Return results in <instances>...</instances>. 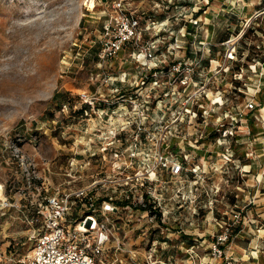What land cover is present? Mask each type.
Returning a JSON list of instances; mask_svg holds the SVG:
<instances>
[{
  "label": "rangeland",
  "instance_id": "rangeland-1",
  "mask_svg": "<svg viewBox=\"0 0 264 264\" xmlns=\"http://www.w3.org/2000/svg\"><path fill=\"white\" fill-rule=\"evenodd\" d=\"M112 1L0 0V264H23L38 227L30 220L47 195L128 175L135 182V173L151 170L155 139L166 131V151L186 156L183 173L159 172L154 220L120 210L117 234L134 257L111 247L100 264H237L254 254L264 264L262 0H127L142 26L148 16L157 22L138 42H158L161 64L150 69L133 44L100 60ZM153 72H161L157 84ZM249 102L257 106L249 110ZM140 122L154 139L141 134L136 146ZM224 233L230 239L217 243Z\"/></svg>",
  "mask_w": 264,
  "mask_h": 264
},
{
  "label": "built area",
  "instance_id": "built-area-1",
  "mask_svg": "<svg viewBox=\"0 0 264 264\" xmlns=\"http://www.w3.org/2000/svg\"><path fill=\"white\" fill-rule=\"evenodd\" d=\"M126 1H112L111 13L101 30L99 58L101 61L109 60L115 57L125 45L133 44L139 48L138 55L142 57L143 65L148 69L156 68L161 64V60L155 55L158 42L153 41L146 46H141L138 42L143 33L149 29L150 24L155 25L157 22L147 20V24L142 26V18L128 10ZM262 2L264 5V0ZM193 23L195 24L196 21ZM159 25L163 26L164 24L160 23ZM161 30L162 28L158 29V31ZM229 48V57L232 59L236 52V46H229ZM180 67L181 62L174 65L173 74L180 72ZM186 70L190 71V68H186ZM160 74L153 72L154 84H157L155 78ZM167 76L171 79L172 74H167ZM184 78L187 79V77ZM186 79L181 80L182 84L187 83ZM81 97L84 98L85 95L82 94ZM256 106L254 102L246 104V108L249 110ZM187 110L189 111V109ZM203 113L207 114L208 111L204 110ZM232 119L237 122V115ZM172 127H169L168 130ZM141 134L145 141L151 142L154 139L140 122L136 126V134L133 137L135 144L136 142L137 144L141 143ZM169 135H171L170 131H166L155 139L156 149L152 156L151 170L140 174L135 173V182L129 181L131 179L128 175L123 180H95L88 186L76 190H58L52 195H47L30 220L31 224H36L38 227L33 229L30 234L33 246L30 252L23 257L22 263L100 264L106 251L111 247L134 257L132 249L126 248L121 242L117 234L116 223L122 209L128 210L130 213L138 210L145 213L146 216L151 214L149 221L157 217L156 207L160 206L159 199L162 193L160 190L156 192L152 186L155 187L154 182H159V172L162 171L168 172L172 179L180 178L184 170V159H186L185 156L180 161L176 155L166 151L168 150L166 141ZM165 144V149H162V145ZM107 149L108 147L104 148L106 151ZM113 157L115 160H120L122 153L115 152ZM131 157H135V155L131 154ZM132 159L130 158L131 161ZM131 161L130 164L133 162ZM115 167L117 170H127L129 165L122 168L120 164H116ZM105 186L107 189L109 186H113L114 189L112 192L102 195L100 189ZM119 187L121 189L117 192ZM121 202H126V204L122 205ZM227 239L226 233L221 234L217 238V243H223ZM217 252L221 255V250L217 249ZM134 264L142 263L134 262Z\"/></svg>",
  "mask_w": 264,
  "mask_h": 264
},
{
  "label": "trees",
  "instance_id": "trees-1",
  "mask_svg": "<svg viewBox=\"0 0 264 264\" xmlns=\"http://www.w3.org/2000/svg\"><path fill=\"white\" fill-rule=\"evenodd\" d=\"M194 16L195 17H197V16H199V14H198V12H196L195 14H194ZM159 19H161L162 20V16H160L159 17ZM146 20H149V21H153V22H156V20H152L151 19V16H148L147 17V19ZM160 20V21H161ZM187 29H188V27H187ZM252 29L253 28H249L245 33H244V35L242 36V38H241V41L243 42V43H245V39H246V37H248V34L252 31ZM259 29H261V28H259ZM259 29H255L254 30V32H257V30H259ZM262 30V29H261ZM191 31V29H189L188 30V32H190ZM238 47V46H237ZM245 59L246 60H250L251 59V56H250V53L249 54H247L246 56H245ZM263 60V59H262ZM209 60H207V63L209 64V62H208ZM207 64V65H208ZM163 69V68H162ZM160 70V69H159ZM241 87V84L238 82V81H235V86H234V90L235 91H239L240 88ZM240 93H242L243 94V92H240ZM241 94V95H242ZM59 95H60V93L59 92H56L54 95H53V99H58L59 98ZM61 104H62V102H60ZM261 104H262V102H261ZM90 108V106H88V105H83L81 108H80V112L81 113H83V112H85L87 109H89ZM201 114V113H200ZM253 125H254V119L252 118V116H250L249 118H248V126L251 128V133H253L254 134V130H253ZM121 204L122 205H125L126 204V202H121ZM230 238L228 237V239H227V241L229 240Z\"/></svg>",
  "mask_w": 264,
  "mask_h": 264
},
{
  "label": "crops",
  "instance_id": "crops-1",
  "mask_svg": "<svg viewBox=\"0 0 264 264\" xmlns=\"http://www.w3.org/2000/svg\"><path fill=\"white\" fill-rule=\"evenodd\" d=\"M208 1V0H207ZM202 9H203V12H207L208 9H209V6H202ZM194 10V9H193ZM190 7H189V10H187V14H186V17L188 18V16H190V14H192V11H193ZM189 14V15H188ZM166 20V19H165ZM164 19L161 20V22L163 23L165 21ZM183 26L185 27H189L191 29H193V26H191L189 23H183ZM203 27V26H201ZM264 61V60H263ZM209 62V61H208ZM264 63V62H263ZM202 64L204 65H207V60L206 61H203ZM105 108V110H108L109 107L108 106H105L103 107ZM250 166V165H249ZM258 257H259V254H254V256H252V259L251 260H248V258H242V260H239L237 264H258Z\"/></svg>",
  "mask_w": 264,
  "mask_h": 264
},
{
  "label": "bare ground",
  "instance_id": "bare-ground-1",
  "mask_svg": "<svg viewBox=\"0 0 264 264\" xmlns=\"http://www.w3.org/2000/svg\"><path fill=\"white\" fill-rule=\"evenodd\" d=\"M1 187V186H0Z\"/></svg>",
  "mask_w": 264,
  "mask_h": 264
}]
</instances>
